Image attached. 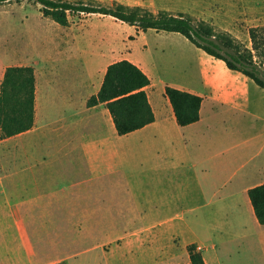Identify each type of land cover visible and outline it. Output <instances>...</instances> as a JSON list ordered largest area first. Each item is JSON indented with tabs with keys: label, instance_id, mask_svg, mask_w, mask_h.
<instances>
[{
	"label": "crops",
	"instance_id": "1",
	"mask_svg": "<svg viewBox=\"0 0 264 264\" xmlns=\"http://www.w3.org/2000/svg\"><path fill=\"white\" fill-rule=\"evenodd\" d=\"M129 61L147 75L142 64ZM218 81H209L208 72L202 71L199 90L181 89L202 97L196 122L178 125L169 104L163 117L153 109L152 123L125 135L117 133L103 103L88 106L90 97L76 100L71 94L60 103L55 123L39 122V96L36 98L35 92L32 128L0 140V264H71L76 255L61 251L57 233L61 227L75 228L69 242L77 243L99 224L113 227L115 219H120L118 213L126 216L116 225L128 223L124 213L134 211L137 200L115 204V197L139 195L144 180L140 181V175H124L122 169L151 146L154 208L180 212L170 221L154 219L153 225L180 222V227L190 229L191 237L186 241L176 238L179 251L200 237L201 243H210L220 252L229 239L222 231H213L218 214L233 213L235 226L246 218H256L248 190L264 183L260 181L264 176H256L264 175V165L258 163L259 151L248 149L249 135L243 134L247 127H215L206 121L205 117L213 118L219 112L216 106L203 112L208 96L217 105L239 106L235 88ZM115 160L120 171L115 172ZM190 213L196 214L189 217ZM197 226L206 227L208 234L200 236ZM39 228L47 229L48 236L36 235ZM107 238L106 232L101 248L106 247ZM122 241L124 238L108 244Z\"/></svg>",
	"mask_w": 264,
	"mask_h": 264
},
{
	"label": "rangeland",
	"instance_id": "2",
	"mask_svg": "<svg viewBox=\"0 0 264 264\" xmlns=\"http://www.w3.org/2000/svg\"><path fill=\"white\" fill-rule=\"evenodd\" d=\"M84 1L101 5L119 2L143 6L153 12L183 13L194 20L207 22L216 31L229 33L248 47L250 28L264 27V0ZM40 7L32 0H10L0 4V84L7 67H32L36 98L39 96V122L55 123L60 115L59 105L68 94L74 95L76 100L94 95L101 86L104 69L121 59L135 60L147 70L151 80L145 91L159 118L170 107L164 96L165 86L199 90L201 86L198 81L202 71H205L208 72L209 81L220 79L218 82L235 88L240 95L239 106L234 107L217 105L208 96L203 112L206 113L213 106L219 112L213 118L205 117L206 121L215 127L222 124L236 125L241 129L247 127L248 132L243 134L249 135L248 149L259 151L258 163L264 165V88L239 73L229 71L223 62L197 49L180 34L153 29L137 34L134 26L100 14L69 16L68 24L62 26L43 16ZM204 92L208 93V90ZM153 158L152 146L146 147L144 154L136 155L130 165L122 169L124 175H140V181L144 180V190L139 195L115 197V204L126 205V199L137 200L135 210L124 213L128 215V223L116 225L126 216L118 213L120 219H115L113 227L106 228L99 224L77 243L69 242L75 235V228L73 231L66 225L55 229L59 234L61 251L65 255H76L71 259V264L188 262L187 247L179 251L176 238L179 237L178 242L186 241L191 237L190 229L180 227V222H165L160 227L153 225L154 219L167 218L170 221L174 214H180L175 210L161 212L159 208H154L153 185L150 182ZM114 169L115 172L120 171L116 160ZM141 204L144 210L140 208ZM114 214L115 217L118 215L117 212ZM217 218V228L213 231L217 234L222 231L229 239L223 249L219 252L212 244L201 243L200 237H196L199 241L193 243L196 250L202 253L206 264H264V226L258 224L255 217L254 220L246 218L242 225L237 226L234 214L229 211L219 213ZM195 229L200 236L208 234L206 227L197 226ZM24 230L22 227L23 234ZM37 231L36 235L48 236L47 229L39 228ZM106 232L109 242L121 238L124 241L112 245L108 242L105 248H101V244L106 242ZM242 235L245 236L240 240Z\"/></svg>",
	"mask_w": 264,
	"mask_h": 264
},
{
	"label": "trees",
	"instance_id": "3",
	"mask_svg": "<svg viewBox=\"0 0 264 264\" xmlns=\"http://www.w3.org/2000/svg\"><path fill=\"white\" fill-rule=\"evenodd\" d=\"M10 0H0V4ZM41 5L40 11L59 25L65 26L69 16L100 14L132 25L136 33L149 29L177 33L196 48L226 68L238 72L255 85L264 88V27L249 30L250 46L225 31H216L203 20L168 11H157L119 2L111 5L94 4L84 0H32ZM149 77L134 63L122 59L109 64L99 90L87 100L88 106L103 103L108 109L119 135L138 130L154 121V112L145 88ZM35 73L30 66H9L0 84V140L32 128L35 118ZM176 123L185 126L199 119L202 97L169 85L164 88ZM254 214L264 226V183L248 190ZM188 264H206L194 244L187 246ZM54 264H66L58 262Z\"/></svg>",
	"mask_w": 264,
	"mask_h": 264
}]
</instances>
